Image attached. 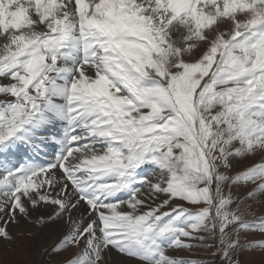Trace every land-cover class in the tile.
Masks as SVG:
<instances>
[{"label": "snow or ice", "instance_id": "1", "mask_svg": "<svg viewBox=\"0 0 264 264\" xmlns=\"http://www.w3.org/2000/svg\"><path fill=\"white\" fill-rule=\"evenodd\" d=\"M253 204L264 0H0V239L23 219L58 226L54 264H240Z\"/></svg>", "mask_w": 264, "mask_h": 264}, {"label": "rangeland", "instance_id": "2", "mask_svg": "<svg viewBox=\"0 0 264 264\" xmlns=\"http://www.w3.org/2000/svg\"><path fill=\"white\" fill-rule=\"evenodd\" d=\"M260 156H250L235 161V170H243L254 163L260 162ZM241 192L244 190L241 189ZM44 209H38L33 215L43 212ZM245 219H253L256 214H264V204H253L250 209H243ZM21 222L23 227L20 228ZM8 231L12 235V240L7 241L0 239V264H54L61 257L49 256L44 254L45 248H50L54 245L57 235L58 226H49L45 229L34 228L32 224L20 219L18 224H9ZM29 233H33L29 235ZM262 235V236H261ZM256 236V237H253ZM264 239V232H248L241 234V240L244 239ZM169 255L203 259L206 256V250L203 248L168 250ZM215 259L216 264H220L219 258ZM240 264H264V250L254 249L242 252L239 256ZM106 264H141L139 260L135 261L126 256L117 253L115 250L111 253L110 258H106Z\"/></svg>", "mask_w": 264, "mask_h": 264}]
</instances>
